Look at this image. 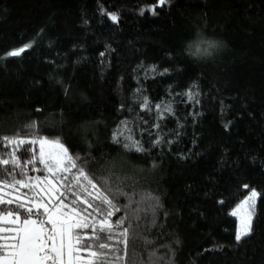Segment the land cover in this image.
Returning <instances> with one entry per match:
<instances>
[{
  "label": "trees",
  "instance_id": "1",
  "mask_svg": "<svg viewBox=\"0 0 264 264\" xmlns=\"http://www.w3.org/2000/svg\"><path fill=\"white\" fill-rule=\"evenodd\" d=\"M196 27L227 41L215 63L183 54ZM33 124L109 199L120 190L143 201L139 219L135 203L113 201L110 222L127 217L129 231L120 264H264V0H0V161L15 153L24 182L45 179L29 163L39 145L3 138L35 139ZM117 130L146 151L114 143ZM12 171L0 163V195L31 204ZM251 190L252 231L237 241L231 211ZM79 199L75 211L99 225L81 211L91 198Z\"/></svg>",
  "mask_w": 264,
  "mask_h": 264
},
{
  "label": "snow or ice",
  "instance_id": "2",
  "mask_svg": "<svg viewBox=\"0 0 264 264\" xmlns=\"http://www.w3.org/2000/svg\"><path fill=\"white\" fill-rule=\"evenodd\" d=\"M167 2L168 0H160L161 4ZM141 15H143V11ZM111 19L115 21L117 17L113 15ZM23 50L24 49L13 51L9 53V55L13 57L19 56L20 52ZM193 98V94L190 93L189 99ZM147 103L145 99V105H147ZM28 134L35 137V139L29 141L4 137L3 140L17 147L23 145H39L38 155L34 154L29 163L35 165L38 161L39 164L42 165V167H34L32 170L46 174L43 183L50 185V181H48L47 177L51 176L52 180L57 181L63 188V192L58 193L60 197L59 206L53 205L59 214L54 215L47 205L35 202L37 199L43 200V196L39 195V193L45 192L46 190L50 192L52 189L51 187L47 189L41 187L39 177L30 178L29 182H24L27 177V172L15 159V153L11 154L12 159L0 161V163L4 165L11 164L13 166V171L7 173L12 178L13 186L22 185L32 192V196L30 197L32 201L31 204H26L20 199L5 200L3 196L0 195V223L12 225L10 227H0V234H2L0 235V264H120L121 256L118 255L122 251L120 246L123 245L124 249L127 248L129 231L128 227L121 230V226L125 223L127 217L117 219L114 223L110 222V218L115 212L121 211L120 207L113 203V201L120 197H124L128 200V204L125 206L126 208L132 207L133 203H135L136 208L134 211L137 213V219H139V205L143 201H134L128 193L120 190L111 192L112 199H109L107 195L100 192L97 185L93 183V180L86 174L83 165L81 164L78 166L80 157L78 155H70L68 149L58 138L54 141H50L41 137L34 124L28 126ZM118 135L122 137V139L118 138ZM113 142L122 145L129 151H146L138 141L132 139L130 135H124L120 130L114 133ZM156 143L159 144L160 141H156ZM25 150H28V148H25ZM17 168H19L18 173L15 172ZM17 174L21 177L20 180H16L15 176ZM33 180H35L36 183H33ZM106 182L107 181H105V183ZM89 185L91 189L95 191V195L93 191L89 190ZM80 195H86L91 198V202L85 199L83 203L86 204L87 207L81 208L85 217L99 214L104 218L99 225H96L95 221L89 224L86 219L81 220L73 218L76 208L81 205L79 199ZM69 196H72V199L69 201L72 205V215H69L65 211H61V209L67 207V205L64 204V200ZM256 196L257 193L253 190L248 198V200L252 201L249 205L250 207L254 206ZM13 204L15 207L12 209L6 210L4 207L5 205ZM41 209H43V211H40ZM235 214L234 212L233 215ZM44 216L47 217L46 220L41 218ZM251 216L252 213H249L246 219L242 218L241 230L238 231L235 237L237 241H240L244 236L250 235L252 231ZM21 217H23L22 220ZM33 217H36V219H33ZM45 224L51 225L50 233L45 231ZM130 226L129 223V227ZM89 228H91L93 235L88 238L74 231L76 229L83 230ZM56 235H59L62 240L64 238L68 240L67 259H65L63 243L60 247H56L55 244H53L51 248L46 249V241L52 240ZM73 238H75L76 241L75 246L73 245ZM131 238L135 240L138 237L133 235ZM145 243H151V241H145ZM81 249L88 251V260H82L79 255ZM151 255H154V253Z\"/></svg>",
  "mask_w": 264,
  "mask_h": 264
},
{
  "label": "rangeland",
  "instance_id": "3",
  "mask_svg": "<svg viewBox=\"0 0 264 264\" xmlns=\"http://www.w3.org/2000/svg\"><path fill=\"white\" fill-rule=\"evenodd\" d=\"M50 177L51 176L47 177L48 181H50V185L43 183L44 179L40 180V182H41V187H45L46 189L48 187H51L52 191L49 192V191L46 190L45 192L39 193V195L43 196V200H38L37 199L35 202L36 203H43V204L47 205L49 207L50 211L54 215H58L59 213L56 211V208L53 207V205H56L57 207L59 206V203H56L54 201L56 199V197H57L56 196L57 195V193H56V183H55V181L52 180V177L51 178ZM252 191L253 190L249 191L247 193L246 197L244 199H242L233 208V210L231 211L232 215H233L234 212L236 213L234 216H235V218L237 220V233H238V231L241 230V227H242L241 220H242V218L246 219L249 213H252V216H251V224H252V221H253V207L254 206L250 207L249 205L252 203V201L248 200V198L250 197ZM25 199H26V201H29V203H32L30 198L26 197ZM255 199H256V197H255ZM254 203H255V200H254ZM61 211H65L69 215H72V210H68L66 208H63V209H61ZM73 218L82 220L81 216L76 211H75V216ZM22 219L23 218H21V220ZM33 219H35V218H33ZM10 226H12V225H7V224L0 223V227H10ZM45 231L48 232V230H46V228H45ZM0 235H2V234H0ZM62 243L64 245L65 259H67V245H68L67 238H64L62 240L59 235L54 236L52 240H47L46 241V249L51 248L53 246V244H55L56 247H60ZM73 245L74 246L76 245L75 238H73ZM79 255L81 256L82 260H88L89 259L88 256H84L82 254L81 250L79 251Z\"/></svg>",
  "mask_w": 264,
  "mask_h": 264
},
{
  "label": "clouds",
  "instance_id": "4",
  "mask_svg": "<svg viewBox=\"0 0 264 264\" xmlns=\"http://www.w3.org/2000/svg\"><path fill=\"white\" fill-rule=\"evenodd\" d=\"M229 49L225 39L196 27L192 36L183 43V54L194 64L215 63Z\"/></svg>",
  "mask_w": 264,
  "mask_h": 264
}]
</instances>
